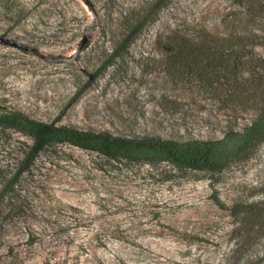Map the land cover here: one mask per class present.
Segmentation results:
<instances>
[{
  "label": "rangeland",
  "instance_id": "obj_1",
  "mask_svg": "<svg viewBox=\"0 0 264 264\" xmlns=\"http://www.w3.org/2000/svg\"><path fill=\"white\" fill-rule=\"evenodd\" d=\"M184 25L247 35L232 46L244 52L241 79L257 59L264 74L254 0H0V39L24 47L0 42V188L31 142L16 128L26 120L196 143L240 132L255 114L232 80H199L167 50ZM49 149L0 202V264H264V236L236 250L242 219L231 212L264 200V143L219 171L154 150L108 160Z\"/></svg>",
  "mask_w": 264,
  "mask_h": 264
},
{
  "label": "trees",
  "instance_id": "obj_2",
  "mask_svg": "<svg viewBox=\"0 0 264 264\" xmlns=\"http://www.w3.org/2000/svg\"><path fill=\"white\" fill-rule=\"evenodd\" d=\"M254 1L257 9L264 13V0ZM166 39L167 50L173 61L189 74L198 75L199 80H232L235 95L239 96L241 103H246L247 108L254 111V118L240 132L229 131L221 139L201 143L160 137L128 138L103 131L93 132L50 122L26 120L24 126L16 125V128L28 132L31 142L20 151L17 166L7 185L0 188V202L14 192L16 177L29 172L33 157L51 151L49 148L58 144L101 154L108 160L129 157L140 150H154L177 166L192 169L200 166L206 170L219 171L233 160L249 157L257 146L264 143V74L258 72L257 59L250 69V78L241 79L244 52L241 48L232 47L239 44L243 46L244 40L249 37L240 34L234 37H217L202 28L184 25L170 30ZM230 44L231 47H228ZM230 140L236 142L235 147L228 145ZM231 212L242 219L236 229V250L242 249L240 253L245 255L255 239L264 236V200L235 202ZM33 240L29 236L27 242L32 243Z\"/></svg>",
  "mask_w": 264,
  "mask_h": 264
},
{
  "label": "water",
  "instance_id": "obj_3",
  "mask_svg": "<svg viewBox=\"0 0 264 264\" xmlns=\"http://www.w3.org/2000/svg\"><path fill=\"white\" fill-rule=\"evenodd\" d=\"M0 42H5V43H8V44H10L12 46H18L20 48H24L22 45H19V44L15 43V42L6 41V40H3V39H0Z\"/></svg>",
  "mask_w": 264,
  "mask_h": 264
}]
</instances>
